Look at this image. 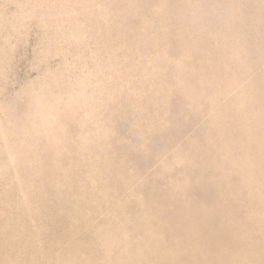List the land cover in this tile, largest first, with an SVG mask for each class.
<instances>
[{"label":"rangeland","instance_id":"obj_1","mask_svg":"<svg viewBox=\"0 0 264 264\" xmlns=\"http://www.w3.org/2000/svg\"><path fill=\"white\" fill-rule=\"evenodd\" d=\"M0 264H264V0H0Z\"/></svg>","mask_w":264,"mask_h":264}]
</instances>
